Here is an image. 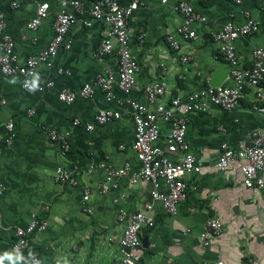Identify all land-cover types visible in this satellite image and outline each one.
Segmentation results:
<instances>
[{
    "label": "crops",
    "instance_id": "1",
    "mask_svg": "<svg viewBox=\"0 0 264 264\" xmlns=\"http://www.w3.org/2000/svg\"><path fill=\"white\" fill-rule=\"evenodd\" d=\"M14 1L0 0V12L5 15V33L13 39L23 65L54 38L61 0H29L19 7L12 6ZM80 1L90 7L97 0ZM135 1L139 7L130 21L129 46L139 71L130 94L115 87V98L109 102L96 85L106 72H118L119 59L116 53L96 56L108 39L109 28L89 16H80L70 29L71 49H60L50 66L38 68L36 80L43 84L53 81L54 87L32 94L22 88L20 76H6L0 69V97L6 100L5 105L0 103V137L6 138V125L14 123L13 143L4 147L0 160V264H119V241L129 223L128 218L120 221L119 215L141 210L153 190L144 182L132 186L126 176L118 189L101 193L106 179L101 163L116 168L130 163L132 172L140 169L133 151L130 102L145 104V89L155 83L168 85L165 97L157 101L166 106L173 99L186 101L212 87L216 73H224L220 86L230 85L231 68L221 56L215 34L229 23L244 25L248 14L258 23L259 31L236 41L238 67H251L253 51L264 50V0H241L239 4L233 0H168L165 4L162 0H122V4ZM45 2L50 5L49 16L37 31L29 30L28 23ZM181 2L207 18L192 25L198 43L185 42L178 33L185 22L178 8ZM170 35L181 44V52L168 43ZM183 54L192 57L187 65L181 62ZM60 69L70 75L59 74ZM87 84L94 89L90 99L81 95ZM62 90L74 93L75 102H61ZM261 90L264 93V81ZM255 92L248 91L233 111L211 106L206 113L189 115L187 142L201 172L186 177L188 198L179 204L176 215L165 214L161 205L155 204V226L140 235L142 243L146 240L138 250L140 264H248L252 258L264 264V198L256 188L244 186L239 161L224 171L216 167L224 142L239 149L251 142L250 132L264 130V114L255 109ZM150 108L155 110V106ZM108 109L120 113L121 119L96 125L97 115ZM31 110H35L32 116ZM76 119L81 122L78 126L73 124ZM87 124L95 129L88 131ZM159 126L158 146L163 148L170 125L159 119ZM51 131L69 134L68 152L51 140ZM168 156L180 158V154ZM59 168L67 172L79 168L78 186L59 182ZM86 189L90 191L87 198ZM34 218L46 222V228L32 234L25 249L16 250L17 230ZM212 219L223 223L224 232L210 247H204L200 236Z\"/></svg>",
    "mask_w": 264,
    "mask_h": 264
},
{
    "label": "built area",
    "instance_id": "2",
    "mask_svg": "<svg viewBox=\"0 0 264 264\" xmlns=\"http://www.w3.org/2000/svg\"><path fill=\"white\" fill-rule=\"evenodd\" d=\"M25 1L28 2L29 0H16L12 6L19 7ZM167 1L162 0V3L165 4ZM233 1L238 4L241 3V0ZM138 7L137 1L123 5L122 0H97L90 7H86L80 0H61V11L54 24V38L46 49L29 57L23 65L19 64L13 39L5 33V15L0 12V69L6 76H20L23 81L22 88L29 93H42L46 89L54 87L53 81L43 84L36 80L38 68L41 65L50 66L60 49H71L72 42L68 40L70 29L79 21L80 16H89L104 21L109 28L108 39L99 46L96 56L103 58L116 53L119 59L118 72L116 74L111 71L106 72L105 75L98 77L96 85L106 93L109 102L115 98V87H118L124 94H130L137 83L136 75L139 71V65L132 56L129 46L130 21ZM71 8L73 12L69 10ZM178 8L185 16L184 24L178 28L180 37L185 42L198 43L199 36L192 29V25L198 22H206L207 18L195 11L188 3L181 2ZM49 12V3H41L37 8L36 17L27 25L28 29L37 31L41 23L49 16ZM90 24L86 22V25L89 26ZM258 31V23L251 19L248 14L247 22L244 25L229 23L215 34L216 41L221 43V56L231 68L232 83L230 85L209 87L191 95L186 101L180 98L173 99L170 105L166 106L163 103L157 104V101L165 97L168 85L166 82L155 83L145 89L147 100L145 104L138 101L130 102L135 127L133 151L140 163V169L137 172H132L130 163H126L121 168L101 163L99 167L106 174L105 182L101 186V193L106 194L112 189H118L119 181L126 176H130L132 186L144 182L151 184L153 190L150 194V201L144 203L141 210L133 215L126 213L119 215L120 221L129 219L119 241L122 256L119 264H140L141 256L138 250L143 245L140 235L145 229H152L155 226V204L159 203L165 214L176 215L179 204L188 198L189 185L186 177L201 172V167L198 166L196 157L187 142L189 115L196 112L206 113L211 106L220 107L225 111H233L245 98L247 92L251 90L256 91L255 103L257 105L255 109L264 114V93L261 90L264 81V50H254L252 66L242 69L238 67L236 47V41L239 38L249 37ZM167 41L173 49L182 51L181 44L172 35L167 37ZM191 61L192 57L186 54L181 56L183 65H187ZM58 72L61 75L64 73L70 75L69 71L61 69ZM93 94L94 89L91 84L85 85L81 92L82 97L86 99L92 98ZM59 100L71 105L75 102L76 95L67 90H62L59 93ZM0 103L5 105L6 100L0 97ZM151 106H155V110H151ZM34 114L35 110L29 112L30 116ZM118 119H121V114L108 109L97 115L95 124L104 125ZM159 119L170 125V132L163 148L158 146L161 135ZM73 124L78 126L81 122L76 119ZM5 129L7 137H0V160L4 147L13 143L14 123L9 122ZM86 129L93 131L95 127L92 124H87ZM248 136L251 142L239 149H234L224 142L221 145V155L216 167L224 171L233 161H239L244 186L256 188L264 198V130L250 132ZM50 137L52 141L58 142L62 146L64 152L69 151V134L51 131ZM168 154H180V158L173 160ZM79 174V168H75L72 172L59 168L57 169V180L69 186H78ZM0 190L2 191V188ZM89 192L86 189V198L90 195ZM123 197L115 200V203H118ZM86 211L91 210L86 208ZM46 226V222L34 218L27 227L18 229V241L15 249H25L28 238L36 231L44 230ZM223 232L224 226L220 220H209L200 236V241L204 247H210ZM35 261H38L37 258ZM215 264H224V262L220 261ZM248 264L260 263L257 259L252 258L249 259Z\"/></svg>",
    "mask_w": 264,
    "mask_h": 264
},
{
    "label": "water",
    "instance_id": "3",
    "mask_svg": "<svg viewBox=\"0 0 264 264\" xmlns=\"http://www.w3.org/2000/svg\"><path fill=\"white\" fill-rule=\"evenodd\" d=\"M224 73L221 72V73H216L213 75V83H212V87H218L220 85H222V80H223V76ZM143 243L145 244L146 243V240L144 239L143 240Z\"/></svg>",
    "mask_w": 264,
    "mask_h": 264
}]
</instances>
